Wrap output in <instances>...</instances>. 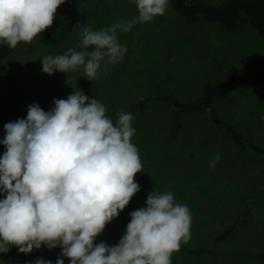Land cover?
Listing matches in <instances>:
<instances>
[{
  "label": "rangeland",
  "instance_id": "374dc122",
  "mask_svg": "<svg viewBox=\"0 0 264 264\" xmlns=\"http://www.w3.org/2000/svg\"><path fill=\"white\" fill-rule=\"evenodd\" d=\"M205 1L220 4L225 0ZM137 15L134 0H65L52 26L31 43H19L5 60L13 71V84L0 74V141L4 125L13 122L6 102L9 92L16 97L22 119L30 105L50 111L54 99H66L76 89L102 102L114 122L121 110L130 113L136 129L132 142L143 163V171L135 176L140 191L95 243L117 245L130 213L146 207L149 193L171 191L176 202L187 205L192 213L191 238L173 254L172 264H258V257L249 251L264 248V154L239 147L196 114L182 116L180 125L165 108L148 110L141 118L135 109L140 98L154 92L174 94L180 100L197 98L206 82L225 79L234 65L243 84L218 97L216 111L249 142L264 146V37L254 28L242 21L232 31L213 22H184L168 0L163 16L118 35L127 52L100 79L87 80L82 68L50 76L41 70V59L47 55H62L69 48L82 50V26L99 30ZM4 151L0 144V156ZM216 155L219 160L212 168L209 162ZM5 195L0 194V199ZM227 228H231L229 234L216 241ZM197 246L205 251H186ZM60 252L59 247L42 245L25 255L11 247L0 253V264H35L38 259L56 264L58 257L70 264Z\"/></svg>",
  "mask_w": 264,
  "mask_h": 264
},
{
  "label": "clouds",
  "instance_id": "9594fccd",
  "mask_svg": "<svg viewBox=\"0 0 264 264\" xmlns=\"http://www.w3.org/2000/svg\"><path fill=\"white\" fill-rule=\"evenodd\" d=\"M138 15L108 27L80 29V47L41 59L42 72L69 73L98 80L123 60L127 46L120 33L163 16L168 0H134ZM65 0H0V44L14 49L51 27ZM91 49V50H89ZM44 111L28 107L27 116L4 125L0 156V253L16 247L25 255L59 247L70 264H172V256L191 238L192 213L171 191H151L146 207L130 213L126 232L115 246L101 242L108 223L130 203L143 171L132 142L134 116L121 110L114 122L105 105L75 90L54 99ZM219 155L209 166L214 168ZM35 264H51L38 259ZM56 264H64L59 257Z\"/></svg>",
  "mask_w": 264,
  "mask_h": 264
},
{
  "label": "trees",
  "instance_id": "16d2710c",
  "mask_svg": "<svg viewBox=\"0 0 264 264\" xmlns=\"http://www.w3.org/2000/svg\"><path fill=\"white\" fill-rule=\"evenodd\" d=\"M177 15L188 23L213 22L222 25L227 30H235L240 21L255 29L258 35L264 37V0H225L220 4L208 3L205 0H169ZM16 48L11 49L6 44H0V74L7 84H13V71L6 65L5 60ZM243 84L240 70L236 66L229 68L228 75L223 80L208 81L202 94L197 98L180 100L174 94L160 95L157 92L140 98L136 102L137 117L141 118L148 111L167 109L172 118L181 125V117L186 114H196L203 117L209 124H213L229 136L239 147L250 148L258 154H264V146L249 142L248 138L227 119L216 111L215 104L218 97L228 96ZM6 102L10 108L14 121L22 119L20 108L13 92L6 95ZM248 210V209H247ZM246 210V211H247ZM231 228L220 232L216 241L222 240L229 234ZM191 254L204 252L203 247L186 248ZM258 257V264H264V248L250 250Z\"/></svg>",
  "mask_w": 264,
  "mask_h": 264
}]
</instances>
